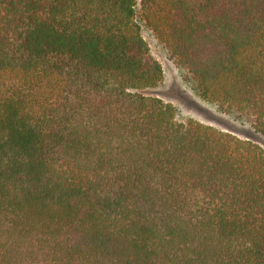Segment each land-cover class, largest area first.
Masks as SVG:
<instances>
[{"label":"trees","instance_id":"16d2710c","mask_svg":"<svg viewBox=\"0 0 264 264\" xmlns=\"http://www.w3.org/2000/svg\"><path fill=\"white\" fill-rule=\"evenodd\" d=\"M140 22L264 136V0H0V264H264V150L144 94Z\"/></svg>","mask_w":264,"mask_h":264},{"label":"rangeland","instance_id":"374dc122","mask_svg":"<svg viewBox=\"0 0 264 264\" xmlns=\"http://www.w3.org/2000/svg\"><path fill=\"white\" fill-rule=\"evenodd\" d=\"M140 25L141 33L149 45L151 54L159 61L164 70L162 82L154 88L145 90L144 94L156 96L165 102L172 103L177 109V118L180 121L189 119L199 121L241 139L250 140L264 150V136L236 116L223 113L216 104L201 99L186 83L181 71L156 40L152 31L145 23L140 22Z\"/></svg>","mask_w":264,"mask_h":264}]
</instances>
